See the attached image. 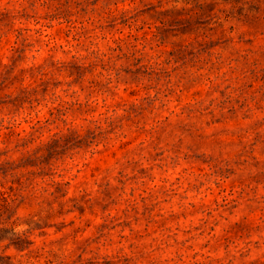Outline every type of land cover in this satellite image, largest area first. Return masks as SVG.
<instances>
[{
	"label": "clouds",
	"instance_id": "9594fccd",
	"mask_svg": "<svg viewBox=\"0 0 264 264\" xmlns=\"http://www.w3.org/2000/svg\"><path fill=\"white\" fill-rule=\"evenodd\" d=\"M0 264H264V0H0Z\"/></svg>",
	"mask_w": 264,
	"mask_h": 264
}]
</instances>
